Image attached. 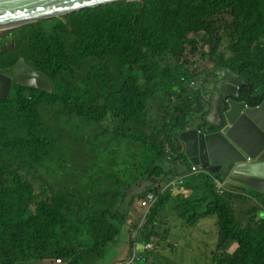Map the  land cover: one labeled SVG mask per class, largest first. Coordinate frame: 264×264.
I'll list each match as a JSON object with an SVG mask.
<instances>
[{"label":"trees","instance_id":"trees-1","mask_svg":"<svg viewBox=\"0 0 264 264\" xmlns=\"http://www.w3.org/2000/svg\"><path fill=\"white\" fill-rule=\"evenodd\" d=\"M224 8L234 16L237 48L241 54L239 58L232 57L222 64L247 78L248 84L243 86L241 98L255 106L264 98L263 92L250 95L257 86L264 90V65L259 64L258 52L252 50V44L257 42V48L264 54V9L260 0H124L24 25L29 26L31 42L16 48L3 63L12 68L20 59L26 58L35 69L48 75L52 80V90L14 81L9 97L0 96V119L8 120L13 114L18 120L22 115L28 133L27 138L0 145L1 150L15 151L20 158L17 162L8 158L9 164L0 161V264H13L21 250L33 252L30 258L35 259L34 247L39 249L40 258H52L56 256L55 250L60 249L61 255L74 260L68 264H81L90 254L104 252L107 242L118 234L117 229L123 220L119 211L106 208L100 218L71 219L66 211L72 207L59 194L49 191L52 188L48 181H44L47 190L41 191L31 181L36 177L29 172L54 148V139L44 132L39 107L42 104L73 102L74 82L70 79L73 65L86 59L112 57L123 67L119 90L109 94L103 104L78 95L76 113L100 123H109L108 127L118 136L144 143L143 151L149 152L156 144L135 129V124L146 116L149 101L155 98L154 88L139 85L142 79L145 80L146 72H152L149 62L152 61L151 66L155 64L156 56L163 55L174 42L192 31L209 33L211 42L217 27L209 24L208 19ZM46 21L52 22L50 31L41 27ZM14 30L1 32L10 33L14 39L20 35ZM204 55L208 56V53ZM86 80L103 88L107 83V70L94 67ZM117 99L126 104L129 110L127 117L129 115L132 122L120 119L119 122L107 121L109 115L118 113L113 104ZM198 101L203 113L205 101L203 98ZM196 113L197 110L186 103L172 107L165 137L173 149L179 133L189 127ZM158 127L163 130V125ZM171 162L175 164L173 170H180L176 159ZM14 163L21 165L16 167ZM23 168H28V173ZM197 176H205L202 181L205 192L183 200L177 207L182 210L184 218L193 222L217 213L223 238L229 241L227 246L233 248L227 264H264V229L241 227L229 203L217 192L214 175L201 173ZM194 182L189 179L186 184L193 186ZM208 195L212 197L210 201L207 200ZM172 197L170 190L164 192L155 205L153 216ZM260 216L264 217L263 214ZM138 250L144 255L145 245H139Z\"/></svg>","mask_w":264,"mask_h":264},{"label":"rangeland","instance_id":"rangeland-1","mask_svg":"<svg viewBox=\"0 0 264 264\" xmlns=\"http://www.w3.org/2000/svg\"><path fill=\"white\" fill-rule=\"evenodd\" d=\"M260 1L264 9V0ZM208 21L217 27L211 42L207 32L188 33L180 41L174 42L163 55L156 56L155 64L151 66L152 61L149 62V69H152V72H146L145 80L142 79L139 83L141 87L150 86L155 89V98L149 101L146 116L135 124L136 130L148 137V141L156 144L149 152L143 151L144 143L118 136L108 127L109 123H100L76 113L78 95L90 98L94 103L103 104L109 94L119 90V77L124 75V69L115 58H91L74 64L70 78L74 82L73 102L42 104L39 107L44 132L54 139V148L42 163L36 165L37 170L34 168L29 172L36 177L31 181L40 191L47 190L44 181H48L52 188L49 191L59 194L72 207L66 211L69 218L78 220L100 218L106 208L119 210L121 207L126 210L131 200L127 197L122 198L123 191L120 189L123 184L134 185L132 192L138 194L146 187L155 188L157 182L164 187L163 183L175 181L176 177L191 172L188 166L185 170H173L175 164L171 161L176 159L177 154L165 140L172 107L184 103L196 105V98L207 90L209 81L214 77L212 68L232 57L239 58L241 54L237 48L238 34L232 12L224 8ZM41 27L50 31L52 22H43ZM15 30L20 32V35L14 39L8 32L0 33V70L5 72L9 69L3 60H6L16 48L31 42L29 26L16 27ZM257 44V42L252 44V50L258 52L259 64L264 65V54L257 48ZM205 53H208V56H205ZM24 59L21 60L28 65L27 59ZM94 67L107 70V83L103 87L105 89L95 82L86 80L87 74ZM44 78L49 79L46 73ZM113 104L118 113L109 115L107 121L119 122L120 119L132 122L133 119H130L129 115L127 117L129 110L124 102L117 99ZM22 117L21 115L16 120L12 114L8 120L0 119V145L28 137ZM160 124L163 125V130L158 127ZM8 158L16 162L20 159L15 151L0 149V161L9 164ZM13 165L20 167L21 163ZM23 171L28 173V168H23ZM197 184L198 193L203 192L202 180H198ZM250 192L249 197L228 192L224 198L228 200L241 227L255 226L264 229V217L260 216L261 212L264 213V205L261 204L264 193L254 191L260 198ZM172 193L176 196L156 215L159 224L155 226L153 223L150 225L146 223L144 238L154 241L156 246L151 255L152 258L155 256V261L152 260L150 263L227 264V258L233 248L227 246L229 241L223 238L216 218L206 219L203 225L209 224L207 227L185 222L177 207L189 194L185 196L180 193L178 195L177 192ZM131 215L135 227V223L140 222L139 215L134 211ZM125 219L128 221V216ZM179 234L184 237L181 238ZM131 238L132 234L129 235L126 224L115 242H110L101 254L91 255L85 264H114L126 261L130 256L128 252H131L128 244ZM32 253L18 251L13 264H54L51 260L31 259ZM58 264L65 263L62 261ZM132 264L141 263L135 260Z\"/></svg>","mask_w":264,"mask_h":264},{"label":"water","instance_id":"water-1","mask_svg":"<svg viewBox=\"0 0 264 264\" xmlns=\"http://www.w3.org/2000/svg\"><path fill=\"white\" fill-rule=\"evenodd\" d=\"M120 1L124 0H0V31ZM20 63L18 62L8 72L0 70L1 97H9L14 81L46 90L52 88L51 80L42 77L43 72H37L42 74H39L42 78L29 75L22 69ZM212 70L219 76L220 81L214 93L205 95L210 104L205 121L213 126L230 123L233 127L228 134L246 155L226 141L220 132L207 136L200 133V137L207 140L213 162L234 165L230 175L231 181L264 193V101L258 107H247L246 102L237 100L240 95L239 88L246 83V78L225 65H217ZM31 77L46 83L32 82ZM211 86L214 88V83ZM226 96H232L230 106H224ZM189 132L196 135L198 130L193 129ZM189 132L182 133L181 139L190 136ZM202 150L203 155L205 150L204 148ZM248 157H252L254 161H249ZM195 162L198 163V160L195 159Z\"/></svg>","mask_w":264,"mask_h":264},{"label":"clouds","instance_id":"clouds-1","mask_svg":"<svg viewBox=\"0 0 264 264\" xmlns=\"http://www.w3.org/2000/svg\"><path fill=\"white\" fill-rule=\"evenodd\" d=\"M11 29H13V28H11ZM0 33H1V31H0ZM22 59H24V58H22ZM18 62H23V61L20 59ZM222 63H219L217 65H224ZM217 65H215V66H217ZM28 66L32 68V66L29 63H28ZM225 66H227V65H225ZM227 67H229V66H227ZM9 70H12V68H10ZM236 72L240 73L238 71H236ZM212 73L214 74V77L211 79V81H209V85H208L207 90L205 92L203 91L202 94L196 98V103H195L196 105H192L193 108H195L197 110V113L194 115V119L191 122V124L189 125V127L179 133V135H178L179 140H178V142H176L175 149H173L170 146V144L167 143L171 147V150H173L177 154V157H176L177 168L185 170V167L188 166L190 168L191 172L185 173L181 177H176L175 181L171 180V181L163 183L164 187H162L160 182H157L154 185V186H156L155 188L151 187L148 189L146 187L145 190L139 192L138 194H133V192H132V188L135 187L134 185L127 186V185L123 184L122 189H120V186L118 185V188L123 191L122 198L127 197L128 200H131V201H130V206L128 205V208L126 210H123L121 207L119 210L114 209V211H119L123 220H122L121 224L119 225V228L117 229L118 234L115 236V239L110 241V242L113 243L116 241L120 232L122 231V227L126 224H127L128 233L130 236L132 234V238L128 241V244H130V247H131V252H128V255L130 254L128 259L124 262H116L114 264H132L135 262V260L139 261L141 264H150V262L152 260H154L155 256H154V258H152L151 255L153 254L152 252L156 249V246L153 243L154 241H151L148 238H144V234L146 232V229H147L146 226L147 225H150L153 223L156 226L159 224L156 221V215H158L160 211L157 214H155V216H153L156 203L160 200V196L162 194H164V192H166L167 190H170L171 192H175V193L177 192L176 194H178V195L180 193V194L187 196V193H188L189 196L184 201L191 199L193 196H195L198 193L197 181L198 180L203 181V179H205L204 178L205 176H197L201 173H208L210 175L211 174L214 175L216 190L220 194V196H223V198L225 197L224 195L228 192H230L231 194H232V192L240 193V194L244 195V197H249L251 195L250 191L253 192L252 193L253 195L260 197V195H257L256 193H254V191H257V190L251 189L249 191L250 188L245 187V186H243L239 183H236L234 181H231L230 175L232 174L234 165L230 164V163H219V161H217L216 163L213 162L211 155L209 153V152H211V150H210V147L207 143V140L204 137H202V138L200 137V133H203L204 136H207L208 134L220 132L223 134V137L225 138L226 141H228L230 144L234 145V147H236L240 152H242L244 155H246V153L243 151V149H240V147L233 141V137L228 134V132L233 127L230 125V123L225 122L221 126H213V125H211L205 121L206 116L209 112V106H210L207 99H205V95L214 93L216 91L217 84L220 81L219 76L216 75L213 72V70H212ZM241 75H243V74H241ZM212 83H214V88L211 86ZM247 84H248V82H247V78H246V83L242 84L239 88L240 95H239L237 100L240 102H246L247 107H258L264 101V98L258 105H255V106L250 105L247 99L241 98L242 97V94H241L242 88H243V86H245ZM262 88L263 87L258 86L256 91L250 92V95L255 96L256 93H260V92H263V95H264V90ZM50 90H52V88ZM199 98H201V99L203 98L205 101V107H204L203 113L200 110L201 104L198 101ZM231 98H232V96H226L225 97L224 106H228V105L230 106L231 105L229 102ZM193 129L198 130L196 135H193L192 132L191 133L189 132ZM184 132H189L190 136H188L186 139H181L180 136ZM165 140H166V138H165ZM202 148H204V150H205L204 151L205 155L204 154L202 155V153H203ZM179 157H182V159L178 160ZM184 157H186L187 159H185ZM195 159L198 160V163L195 162ZM248 159L251 162L254 161L252 159V157H248ZM188 177H189V179H193L195 181L192 184L193 186H188L186 184V181L189 180V179H187ZM189 190L193 191L191 195H190L191 192H189ZM204 192H205V189L203 188V193ZM258 192L262 193L261 191H258ZM172 196L175 197L176 195H174L172 193ZM172 198H170V200H172ZM211 199H212V197H210V195H208L207 200L210 201ZM224 199L228 202V200L226 198H224ZM261 204L264 205V199L261 200ZM165 206L166 205L164 204V206L161 209L163 210L165 208ZM132 211H134L136 215H139L138 219H140V222L135 223V227L133 226L134 223H133V218L131 215ZM179 212H181L179 214L181 215L182 219L185 222H188L184 218V216L182 214V210H179ZM260 214L264 215V213H260ZM126 216H128V221H126V219H125ZM153 217L155 218V221L157 223H155ZM211 218H216V220L218 222V229H220L219 216L217 213L202 216V217L196 219L195 221H193V222L190 221L188 223H190V224H196V223L202 224V226L207 227V226H209V224L203 225V222L206 219H211ZM146 223H147V225H146ZM250 227H255V226H250ZM179 236L181 238L184 237L182 234H179ZM110 242H107L105 249L107 248V246ZM142 243L145 245V248H146V253L144 255H141V253L138 250V246L141 245ZM172 248H173V246H172ZM55 251H56V256H54L52 258H40L39 257L40 256L39 249L34 247V252H35V256H36V258L34 260H37V259L38 260H51L54 262V264H58V262L62 263V261H64L65 264H68L69 261H74V260L69 259L68 256L61 255L60 249H56ZM93 254H100V253L90 254V256H87L88 257L87 260H89V258ZM147 259H148V263H145V261ZM86 261L81 263V264H85Z\"/></svg>","mask_w":264,"mask_h":264},{"label":"bare ground","instance_id":"bare-ground-1","mask_svg":"<svg viewBox=\"0 0 264 264\" xmlns=\"http://www.w3.org/2000/svg\"><path fill=\"white\" fill-rule=\"evenodd\" d=\"M20 66H22V69H24V71L27 72L29 75L37 76V77H40V78L44 77V75H42L39 72V74L42 75V77H41L39 74H37L38 71H35V70L31 69V67H28V65H25L24 62H21L20 63ZM30 81L35 82V83H38V84H44V83H46V82H42V81H39V80H34L32 77L30 78ZM189 192L192 193L193 191L192 190H189Z\"/></svg>","mask_w":264,"mask_h":264},{"label":"flooded vegetation","instance_id":"flooded-vegetation-1","mask_svg":"<svg viewBox=\"0 0 264 264\" xmlns=\"http://www.w3.org/2000/svg\"><path fill=\"white\" fill-rule=\"evenodd\" d=\"M8 69H10V68H8Z\"/></svg>","mask_w":264,"mask_h":264}]
</instances>
